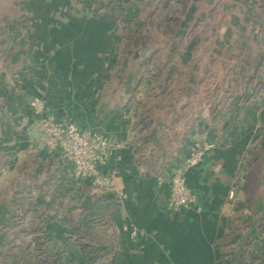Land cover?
<instances>
[{
	"label": "crops",
	"instance_id": "crops-1",
	"mask_svg": "<svg viewBox=\"0 0 264 264\" xmlns=\"http://www.w3.org/2000/svg\"><path fill=\"white\" fill-rule=\"evenodd\" d=\"M263 1L0 0V264L59 247L74 264H263ZM32 96L129 144L102 168L121 204L45 147ZM196 139L218 144L186 172L199 209L171 211Z\"/></svg>",
	"mask_w": 264,
	"mask_h": 264
},
{
	"label": "built area",
	"instance_id": "built-area-1",
	"mask_svg": "<svg viewBox=\"0 0 264 264\" xmlns=\"http://www.w3.org/2000/svg\"><path fill=\"white\" fill-rule=\"evenodd\" d=\"M29 106L40 117L38 127L44 145L72 164L73 176L79 180L90 181L92 186L102 193H112L116 205L121 204L125 192L117 185L113 172L104 173L102 168L115 153L128 148L129 144L112 142L106 134L98 130L80 128L74 122L59 120L51 114H45L46 102L40 96L30 97ZM217 146V142L202 139H196L191 143L181 165L173 167L170 174L167 200L169 210L199 209L198 196L188 185L186 172L200 164L205 155ZM116 157L118 160L121 159L120 154ZM162 179V175H159L158 182H162ZM121 229L129 231L132 237L137 236L135 227L124 225ZM121 229L112 228L110 232L120 234ZM232 260L237 261L236 264H242L237 257H233Z\"/></svg>",
	"mask_w": 264,
	"mask_h": 264
},
{
	"label": "rangeland",
	"instance_id": "rangeland-1",
	"mask_svg": "<svg viewBox=\"0 0 264 264\" xmlns=\"http://www.w3.org/2000/svg\"><path fill=\"white\" fill-rule=\"evenodd\" d=\"M45 147H46V146H45ZM46 148H47V147H46ZM22 209H23V210H24V209L32 210L30 206H29L28 208H24V207H23ZM36 210H37V209H36ZM17 211L19 212V208L17 209ZM20 212L24 214L23 211H20ZM25 212H26V214L29 213V211H25ZM37 213H39L38 210H37ZM96 218H97V217H96ZM75 222H76V226H74V227L72 228V232H73V233H76V236H77L78 233H79L78 230H79L80 227L77 225L79 221H75ZM111 225H112V224H109V226L106 225V227H105L103 230H105V229L108 230V228H110ZM27 227H28V226H27ZM97 229L100 230V227H97ZM106 230H105V232H106ZM109 232H110V229H109ZM107 233H108V231H107ZM108 234L111 235V233H108ZM73 235H75V234H72L71 236H73ZM96 235H97V233H96ZM77 238H78V237H77ZM110 238H112V236H110L109 239H110ZM86 244H87V243H86ZM85 246H86V247H85ZM85 246H84L85 250H87V251L90 252V253H88L87 255L89 256V255L91 254V257H92V258L97 259V258H98V253H99V251H100V250H99V246H98V247H97V245H92V246H91V245H89V244H87V245H85ZM96 247H97V248H96ZM45 254H47V253H44V255H45ZM54 254H55V253H54ZM47 257H48V258H47V259H48V260H47L48 262H46V263H50V262L54 259V256H53V255H52V256L49 255V256H47ZM52 258H53V259H52ZM51 259H52V260H51ZM50 260H51V261H50ZM49 261H50V262H49ZM43 264H44V263H43Z\"/></svg>",
	"mask_w": 264,
	"mask_h": 264
},
{
	"label": "trees",
	"instance_id": "trees-1",
	"mask_svg": "<svg viewBox=\"0 0 264 264\" xmlns=\"http://www.w3.org/2000/svg\"><path fill=\"white\" fill-rule=\"evenodd\" d=\"M124 1H127V0H120V3L124 2ZM163 3H167L169 2L170 0H162ZM181 1H185V0H181ZM264 2V1H263ZM73 234V232H71V235ZM82 248H84V245H82ZM64 257H65V251L59 247L55 250V254H54V259L51 263H46L47 261L44 260L42 262V264H74V261L73 260H67L66 262L64 261ZM257 255H255L253 252L250 253V258H249V261L246 263L244 261H241L242 263L244 262V264H253L254 263V259H257ZM253 259V261H252ZM264 264V263H263Z\"/></svg>",
	"mask_w": 264,
	"mask_h": 264
}]
</instances>
